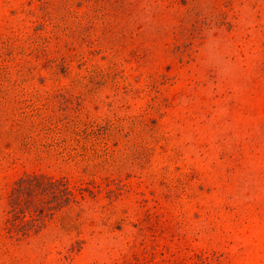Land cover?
<instances>
[{
    "label": "rangeland",
    "instance_id": "1",
    "mask_svg": "<svg viewBox=\"0 0 264 264\" xmlns=\"http://www.w3.org/2000/svg\"><path fill=\"white\" fill-rule=\"evenodd\" d=\"M88 186L6 232L25 173ZM264 264V0H0V264Z\"/></svg>",
    "mask_w": 264,
    "mask_h": 264
},
{
    "label": "trees",
    "instance_id": "2",
    "mask_svg": "<svg viewBox=\"0 0 264 264\" xmlns=\"http://www.w3.org/2000/svg\"><path fill=\"white\" fill-rule=\"evenodd\" d=\"M85 192L92 194L88 186L74 183L65 176L55 177L43 172L21 175L8 195L6 232L19 238L42 232ZM200 259L201 264H207L208 258Z\"/></svg>",
    "mask_w": 264,
    "mask_h": 264
}]
</instances>
